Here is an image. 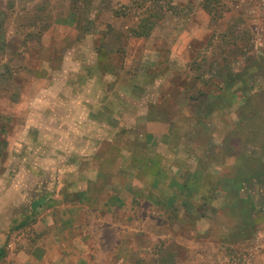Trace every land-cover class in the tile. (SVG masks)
Returning a JSON list of instances; mask_svg holds the SVG:
<instances>
[{
    "label": "rangeland",
    "instance_id": "obj_1",
    "mask_svg": "<svg viewBox=\"0 0 264 264\" xmlns=\"http://www.w3.org/2000/svg\"><path fill=\"white\" fill-rule=\"evenodd\" d=\"M135 1L0 0V248L6 251L0 264H50L63 255L65 261L60 258L54 264L67 259L70 264H88L91 259L114 264L115 248L122 240L132 246L126 251L135 253L138 248L137 254L128 253L134 264H205L208 250L187 256L183 248H174V254L168 246L193 236L219 244L209 255L218 256L220 249L230 261L223 264H257L264 258V237L256 239V262L249 261L245 257L249 250L237 247L240 241L231 232L237 217L207 212L221 193L227 201L235 196L228 178L237 183L250 178L242 183L241 196L248 200L254 196L257 206L263 207L257 218L264 214V0H216L222 7L219 16L205 10L204 0H174L164 5L167 14L148 38L136 36L143 9L136 8ZM93 98L104 99L107 124L116 128L109 133L85 121L79 133L70 134ZM160 111L159 119L152 118ZM168 117L178 124L173 137ZM121 124L136 128L128 135L140 145L149 143L150 148L153 143L145 131L159 135V141L166 134L164 142L173 149L180 145L174 158L177 168L195 174L185 182L179 171L180 181L171 189H177L187 215L171 206L132 200L129 189H114L122 203L113 199L111 211L124 204V209H133L125 219L103 218L104 225L126 226L125 233L99 232L101 223L85 218L95 239L94 256L87 248L67 247L62 242L65 233L57 230L56 213L78 197L76 177H64L69 184L49 195L50 172L59 168L46 166L41 177L34 176L26 157L29 164H37L43 153L35 148L41 143H48L52 154L62 151L57 154L60 160L71 158L75 147L85 145L111 153L115 144L107 142H115ZM123 142L127 153L134 145ZM43 152V158H49V149ZM147 152L139 149L136 158L146 159ZM189 158L193 164H184ZM113 174L110 179L119 184L121 176ZM211 180L221 182L217 192ZM39 187L41 192H35ZM151 189L147 187V195ZM108 193L95 204L103 203ZM41 196L46 201L33 212L32 203ZM219 199L222 202L223 197ZM190 209L201 215L191 218ZM25 221L28 226L19 228ZM255 227L264 230L263 220ZM100 236L106 241L97 246ZM47 240L52 245L41 251L37 246ZM20 256L25 263L18 260ZM184 256L187 259L179 263Z\"/></svg>",
    "mask_w": 264,
    "mask_h": 264
},
{
    "label": "crops",
    "instance_id": "obj_2",
    "mask_svg": "<svg viewBox=\"0 0 264 264\" xmlns=\"http://www.w3.org/2000/svg\"><path fill=\"white\" fill-rule=\"evenodd\" d=\"M92 100L89 101V104H85L87 105V112H85V114L83 115L82 119L79 122L78 121L76 122L75 124L76 128L74 127L73 129L74 131L72 130L74 133H70V134L74 135L77 132L79 133V130L81 128L79 125L81 122H85V121H89V124L99 125L102 131L105 132L108 131L109 133L111 132V130H114V128H116L114 126H110L107 124L109 123L108 122L109 113L107 111L108 109L107 105L104 104L103 101L104 99L103 100L100 99L99 101H97L98 99L93 98ZM77 104L80 105L81 101H78ZM160 113L161 111L152 113L151 115L155 114L154 117L152 118L159 119L161 115L158 116V114ZM168 123L171 127L170 136L173 137L178 131L177 129L178 124L174 123V118L171 117L170 118L168 117ZM122 124L116 130V135L114 136L115 142H111V143L107 142V144H115V146L111 145L113 148L111 150V153L106 152L105 154V152H103V148L101 149L100 146L94 147V145H85L83 147H79V146L77 148L75 147V149L71 151L73 152V154L70 156L71 158H67L66 160L65 159L60 160L57 154L62 153V151L58 152V150H56L54 154H52L51 153L53 150L52 147L51 146L48 147L49 145L48 143H41L40 145L36 146L35 151H40L44 154L43 151L48 148L50 151L49 158H43L44 155L42 154L43 157L40 156L39 162H37V164L31 165L28 163L29 160L28 156L26 157V164L27 166H29L28 169H32V173L34 174V176L41 177L43 174V171H41V169L46 168V166L50 167V169H52V167L59 168L57 172L56 171H54L53 173L50 172V174H52L51 175L52 177L50 175L48 176V178L51 177L49 182L47 180L48 184L50 185V187L48 186L50 188L49 195L51 194L53 195L60 185L66 186L67 184H69L70 181L68 179H64V177L66 178L76 177L75 178L76 181L74 182H76V184L78 185V189L76 190L75 194L78 197L74 196L73 199H71V201L73 202L70 203L69 207L68 206L66 207L65 205L64 207L61 206L60 211L56 213V215H58L60 218L59 228H61V229L58 228L57 230L60 232L63 231L65 233L64 240H62V242L65 243L67 247L69 244H72L73 248H78V249L87 248L88 250H90V253L93 254L94 256H96V252H97L96 249H92L95 247V239H93V235L89 233L90 229L88 228V225H86L87 226L86 227L84 224L86 221L85 218L87 216L93 217V220L95 222L101 223V225L98 226L99 232H102L103 230H110L111 232L125 233L126 226H124L121 223L119 224L117 222L107 223L106 225H104L105 223L103 218L107 215H109L110 218L123 215V218L125 219L127 214L130 213L133 209V207L132 209H124L125 207L124 204V206L119 205L116 208L112 209L113 212L111 211L109 202H112L113 199L116 200L118 203H122L121 197H119V192L114 191V189H123L125 192H127V190L129 189L133 193L131 194L127 193V194L131 195L132 200L138 198L140 202L143 203L145 202L146 204L150 202V204L152 205L154 204H156L157 206L158 204L165 205L166 209H170L171 206L173 209L177 208L176 210L179 209L178 211L183 212L187 215V210L183 209V200L181 201L182 202L181 205L179 204V201L181 199L179 195H177L176 192L177 189L176 188L171 189L173 184L177 183L178 185V182L180 181L179 179L180 174H182V176L184 177V181L185 178L190 179L191 175L195 174L193 172V173H189L190 175H186L185 173H187L188 170L185 169L181 171L180 168H177L178 167V165L176 164L177 159L175 160L174 158L175 157L177 158L176 155L180 154V152L178 151L180 145L178 146V148L175 147V149H173L172 146H169L168 143L164 142V140L167 139L166 134L162 136L161 140L163 141H159L160 140L159 135H151L145 130H144L145 135L147 136V138L153 139L152 140L153 143L151 144L150 148L148 145L149 143L145 145H140L138 142H135L134 139L130 136L133 135V132L135 131L136 128L126 129L123 126L124 124L123 125ZM186 132L187 131H185L183 136H185ZM127 137H129V139ZM123 139L125 140V142L129 140L130 142L132 141L130 144L134 145L133 147H131V145L129 146L131 147L128 149L129 153L128 152L126 153L125 150L126 148L123 147L124 146ZM142 148H144L145 151L148 149L147 155L149 157H147L146 159L138 160L136 158L137 156L136 151ZM165 152L169 153V155L171 154V156L169 157L168 155L167 157H165L164 155H162ZM80 154H83L85 157L81 159L79 156ZM110 156H113L114 159L111 158ZM184 164L192 165L193 161H191V158H189V161H184ZM115 172L119 173L118 175L121 176L120 180H118L119 184H114L117 183L116 182L117 180L114 181L110 179V177L115 176V174H113ZM177 174L179 176L178 180L176 178ZM249 180L250 178H247L242 182L238 181L240 183H237L238 184L237 186L232 185V187L235 188L234 190L236 196V197L234 196L233 199H229L227 201L223 193H221V196L217 194L218 195L216 198L217 205L214 208L211 207L209 210H207V212L209 211L212 216H217V214L220 215L223 214L224 212L228 216L237 217V220L235 221L230 219L231 221L235 222V225L232 227L231 232L235 234L237 240L240 241L237 247L241 246L240 248L244 247L245 249H248L249 254L245 256L246 259H248L249 261L256 262L257 258L253 254L254 247L256 244V239L259 237H264V230L262 231L257 230L256 228L257 226L255 227V225H257V222H260L261 220H263L264 222V214L261 215L262 216L261 219L257 218L258 216L256 215V213L259 212L260 209H262L263 207L262 205L257 206L256 199L254 198L253 194H252L253 197L250 200H248V198L246 197L241 196L242 183L243 182L245 183L246 181ZM210 182L212 184V187L214 188V191L217 192L218 191L217 186L218 184H221V182L219 183L217 181L214 182V180H211ZM119 185H123V187L120 188ZM52 186H57L54 188L55 189L54 191L51 189ZM147 187H151L153 193L151 192L147 195L146 194ZM35 189H34L35 192L38 191L41 192L42 190L40 187ZM106 190H109L110 193H108L109 195L108 194L106 195V199L103 201V203L101 201L98 205L95 204L96 201L101 200L103 196H105L104 192ZM42 192L47 195L46 189ZM159 192H163V194L165 195H159ZM203 192H204L203 188L197 191L198 194H202ZM190 194L193 196V193ZM190 194H188V196H191ZM69 195L73 196L74 193H71ZM42 197L44 196L37 197V199H41ZM219 197H221V199L223 197L222 202H220ZM218 199L219 202L217 201ZM190 212L192 215L191 218H195L196 215H201V213L195 214L193 209H190ZM75 221H78L79 225L76 224ZM77 233L79 235L75 239V237L73 236L77 235ZM172 233L173 235H175L174 232ZM70 235H72L71 238ZM196 237L197 236H193L192 238L186 240H184V237L182 239L178 238V241L176 240L170 241L168 243V246H172V250L174 248H179L178 250H180V248H183L184 251L188 253L187 256H189L190 253H192V251L196 252V250H199V252L201 250L202 251L208 250V253L210 254L209 251H212L211 250L212 246L216 248H220L219 244L217 243L211 244V242L205 241V237L203 238L202 237L196 238ZM48 240L45 241L43 245L39 244V246L37 247H41L40 248L41 251L43 249L47 251L48 248L52 245ZM99 241L101 243L97 244V246H100L106 240L104 237L100 236ZM117 247L119 248H115L116 251L115 259H113L114 264L135 263L134 260L132 261V259L128 258V253H133L134 250L133 251L125 250L127 248L129 249L130 247H132L131 245L129 246V244L126 243V241L122 240V243L118 244ZM137 252H138V248L133 254H137ZM173 252L175 254L174 250ZM199 252H196V254H198ZM218 252H219L218 256L209 255V254L208 256H205V253H203L206 260L205 264H223L224 262L230 263L226 255L221 253L220 249L218 250ZM63 256H61L60 258L64 260L65 257ZM187 256L186 257L184 256L183 258L181 257L179 259V263H182L184 261V258L186 260ZM201 256H203L202 253ZM178 257L179 256L177 255L176 262H178L177 259ZM19 258L20 259L18 260L21 263H25L24 258H22L21 256ZM60 258L55 257L54 261L56 262ZM41 259L48 260V258L44 256H42ZM10 260H12V258H10ZM221 260H223V262H221ZM54 261L49 263L54 264ZM186 262H189V260ZM67 263L70 264V259L69 260L67 259ZM67 263H63V264H67ZM87 263L96 264V261L91 259L88 260ZM263 263H264V258L257 262V264H263Z\"/></svg>",
    "mask_w": 264,
    "mask_h": 264
},
{
    "label": "trees",
    "instance_id": "obj_3",
    "mask_svg": "<svg viewBox=\"0 0 264 264\" xmlns=\"http://www.w3.org/2000/svg\"><path fill=\"white\" fill-rule=\"evenodd\" d=\"M174 0H136L135 5L136 8L142 7L143 15L142 18L139 21V25L136 31V36L137 38H148L153 30L156 28V26L165 18L167 14L166 7L164 5H171L173 4ZM143 2L145 4L143 5ZM147 2H149V7H145L147 5ZM203 7H205V10L209 13H215V15L219 16L220 13L222 12V7L218 5V1L216 0H204ZM172 8V6H171ZM240 77H237V82L241 79ZM234 80V79H233ZM236 81V80H235ZM234 81V82H235ZM209 121V118H208ZM230 181L232 185H235L234 180H230L229 178L227 179ZM46 201L45 197H42L41 199H38L37 201H34L32 203V211L36 212L40 209H42L44 203ZM26 226H28L27 221L21 223L19 228L23 229ZM6 255L5 248H0V260L4 258Z\"/></svg>",
    "mask_w": 264,
    "mask_h": 264
}]
</instances>
